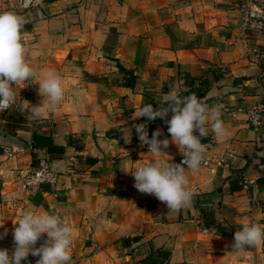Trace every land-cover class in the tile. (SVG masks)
<instances>
[{
	"label": "crops",
	"instance_id": "crops-1",
	"mask_svg": "<svg viewBox=\"0 0 264 264\" xmlns=\"http://www.w3.org/2000/svg\"><path fill=\"white\" fill-rule=\"evenodd\" d=\"M238 1L0 4V13L26 21L21 41L36 79L54 69L65 88L57 110L48 112L37 82L14 85L15 104L0 112V233L7 229L0 241L9 251L13 222L35 211L57 214L73 229L70 264H264V246L232 248L244 224L264 229V34L240 25ZM172 91L218 107L226 129L217 136L209 126L200 137L209 164L185 170L193 195L202 196L178 212L139 193L123 171L154 159L176 163L181 151L168 125L133 119L142 103L157 108ZM34 110L43 115L33 117ZM140 123L149 138L162 130L166 154L153 157L141 145ZM41 157L55 181L25 188L23 174ZM242 180L253 185L244 188ZM200 211L219 228L202 225Z\"/></svg>",
	"mask_w": 264,
	"mask_h": 264
},
{
	"label": "clouds",
	"instance_id": "clouds-1",
	"mask_svg": "<svg viewBox=\"0 0 264 264\" xmlns=\"http://www.w3.org/2000/svg\"><path fill=\"white\" fill-rule=\"evenodd\" d=\"M25 23L22 17L14 13H0V112L15 104L19 91L14 90L13 86L24 87L31 81L39 85L38 91L43 98L41 105L48 112H54L65 98L62 78L56 70L45 69L41 73L42 78L36 79L37 70L26 62V50L21 41V30ZM28 104L19 106L21 112L28 111ZM159 105L153 108L150 103H142L135 110L133 119L145 117L148 121L163 120L168 125L171 142L178 147L184 159L178 164L154 159L148 164L123 171L134 178L133 186L139 193L154 196L167 206L168 211L178 212L191 202L193 195L185 168L197 172L204 163L206 149L200 137H207L209 126L217 136L225 135L226 129L219 108L209 107L195 95L181 96L178 91H172L160 100ZM169 112L172 113L171 118L166 119ZM31 115L38 117L43 113L34 110ZM134 127L141 145H147L148 153L153 157L166 154L164 149L169 147V139H159L163 135L160 128L155 129L149 138L144 123L135 124ZM194 131L199 135H194ZM3 223L4 220L0 226ZM13 224L14 247L11 251L0 249V264H22V261L23 264H32L28 259L29 254L39 257L35 264H70L73 229L59 215L23 211ZM44 234L46 239H43ZM6 235L7 229L0 233V239ZM257 246H264V229L255 223L250 221L234 233L233 251Z\"/></svg>",
	"mask_w": 264,
	"mask_h": 264
},
{
	"label": "built area",
	"instance_id": "built-area-1",
	"mask_svg": "<svg viewBox=\"0 0 264 264\" xmlns=\"http://www.w3.org/2000/svg\"><path fill=\"white\" fill-rule=\"evenodd\" d=\"M14 6L20 8V9H26L32 6L39 5L42 0H7ZM238 18L240 25L247 29L254 32L262 33L264 34V10L255 3L254 0H239L238 1ZM249 117H251L253 124L258 125V120L255 114H251ZM194 135L198 136V132L194 131ZM205 149L207 144H204ZM3 153L7 156H10L11 150L7 147L3 148ZM204 163H202L201 166H207L209 164V159L204 154ZM184 159L183 154L181 153L179 156H177L176 163H181V161ZM56 179V172L51 169L49 166V162L47 158L41 157L38 158V162L36 166L28 169L23 174V186L25 188L36 186L43 183L52 184ZM253 185L252 181H241V186L244 188L251 187ZM43 239H45V236H43ZM41 241H38L37 247H39ZM0 249L1 246H0ZM31 255L29 254L28 259L32 261ZM23 264V261H22Z\"/></svg>",
	"mask_w": 264,
	"mask_h": 264
},
{
	"label": "trees",
	"instance_id": "trees-1",
	"mask_svg": "<svg viewBox=\"0 0 264 264\" xmlns=\"http://www.w3.org/2000/svg\"><path fill=\"white\" fill-rule=\"evenodd\" d=\"M50 146L51 145H49L48 147H50ZM56 148L60 149V147H56ZM263 163H264V160H263ZM199 196H202V195H192L191 200H192L193 204H196V198H198ZM200 218H201L202 225H204L206 227L214 226L216 229L219 228L218 224H216L214 222V219H213L210 212H207V214L205 215L203 211H200Z\"/></svg>",
	"mask_w": 264,
	"mask_h": 264
},
{
	"label": "rangeland",
	"instance_id": "rangeland-1",
	"mask_svg": "<svg viewBox=\"0 0 264 264\" xmlns=\"http://www.w3.org/2000/svg\"><path fill=\"white\" fill-rule=\"evenodd\" d=\"M1 3L5 4V5H8V6L10 5L9 2H8L7 0H0V4H1ZM0 246H1L2 249H7V248H6V245H5L4 242H1V241H0ZM30 255H31V254H30ZM31 257H33V258H32V264H34V262H35V261H34V260H35L34 257H36V256H32V255H31Z\"/></svg>",
	"mask_w": 264,
	"mask_h": 264
},
{
	"label": "water",
	"instance_id": "water-1",
	"mask_svg": "<svg viewBox=\"0 0 264 264\" xmlns=\"http://www.w3.org/2000/svg\"><path fill=\"white\" fill-rule=\"evenodd\" d=\"M257 5H259L264 10V0H254Z\"/></svg>",
	"mask_w": 264,
	"mask_h": 264
}]
</instances>
